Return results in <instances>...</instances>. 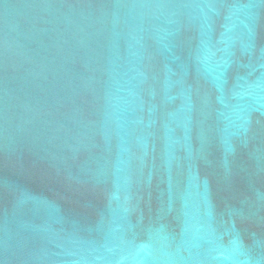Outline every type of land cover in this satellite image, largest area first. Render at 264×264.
<instances>
[{
    "label": "water",
    "instance_id": "95a60500",
    "mask_svg": "<svg viewBox=\"0 0 264 264\" xmlns=\"http://www.w3.org/2000/svg\"><path fill=\"white\" fill-rule=\"evenodd\" d=\"M0 264H264V0H0Z\"/></svg>",
    "mask_w": 264,
    "mask_h": 264
}]
</instances>
